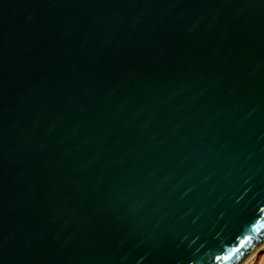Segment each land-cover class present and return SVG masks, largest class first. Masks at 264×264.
<instances>
[{
	"label": "water",
	"instance_id": "1",
	"mask_svg": "<svg viewBox=\"0 0 264 264\" xmlns=\"http://www.w3.org/2000/svg\"><path fill=\"white\" fill-rule=\"evenodd\" d=\"M263 243L264 0H0V264Z\"/></svg>",
	"mask_w": 264,
	"mask_h": 264
},
{
	"label": "bare ground",
	"instance_id": "2",
	"mask_svg": "<svg viewBox=\"0 0 264 264\" xmlns=\"http://www.w3.org/2000/svg\"><path fill=\"white\" fill-rule=\"evenodd\" d=\"M264 252V244L260 246L258 249L250 252L242 261H239L237 264H255L258 259L261 257V253Z\"/></svg>",
	"mask_w": 264,
	"mask_h": 264
},
{
	"label": "rangeland",
	"instance_id": "3",
	"mask_svg": "<svg viewBox=\"0 0 264 264\" xmlns=\"http://www.w3.org/2000/svg\"><path fill=\"white\" fill-rule=\"evenodd\" d=\"M263 244H261L260 246H262ZM260 246H258L256 249H258ZM255 264H264V252L261 253V257L258 259L257 263Z\"/></svg>",
	"mask_w": 264,
	"mask_h": 264
}]
</instances>
